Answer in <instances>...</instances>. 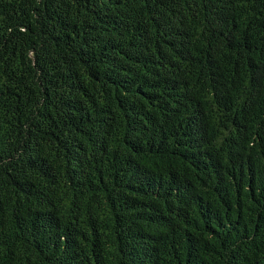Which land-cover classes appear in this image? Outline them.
Here are the masks:
<instances>
[{
    "label": "trees",
    "instance_id": "16d2710c",
    "mask_svg": "<svg viewBox=\"0 0 264 264\" xmlns=\"http://www.w3.org/2000/svg\"><path fill=\"white\" fill-rule=\"evenodd\" d=\"M0 264H264V0H0Z\"/></svg>",
    "mask_w": 264,
    "mask_h": 264
}]
</instances>
